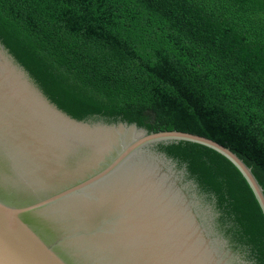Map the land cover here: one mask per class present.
Masks as SVG:
<instances>
[{
    "label": "trees",
    "instance_id": "trees-1",
    "mask_svg": "<svg viewBox=\"0 0 264 264\" xmlns=\"http://www.w3.org/2000/svg\"><path fill=\"white\" fill-rule=\"evenodd\" d=\"M0 44L70 118L228 148L264 195V0H0ZM230 248L264 264V216L234 165L160 142Z\"/></svg>",
    "mask_w": 264,
    "mask_h": 264
},
{
    "label": "water",
    "instance_id": "water-1",
    "mask_svg": "<svg viewBox=\"0 0 264 264\" xmlns=\"http://www.w3.org/2000/svg\"><path fill=\"white\" fill-rule=\"evenodd\" d=\"M178 141L230 161L264 216L261 187L228 148L189 132L76 121L0 44V264H250L155 149Z\"/></svg>",
    "mask_w": 264,
    "mask_h": 264
}]
</instances>
